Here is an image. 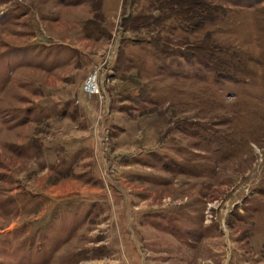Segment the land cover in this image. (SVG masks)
<instances>
[{"label": "rangeland", "instance_id": "obj_1", "mask_svg": "<svg viewBox=\"0 0 264 264\" xmlns=\"http://www.w3.org/2000/svg\"><path fill=\"white\" fill-rule=\"evenodd\" d=\"M0 264H264V0H0Z\"/></svg>", "mask_w": 264, "mask_h": 264}, {"label": "built area", "instance_id": "obj_2", "mask_svg": "<svg viewBox=\"0 0 264 264\" xmlns=\"http://www.w3.org/2000/svg\"><path fill=\"white\" fill-rule=\"evenodd\" d=\"M93 76V80L95 79L94 77V75H91V76H89L88 78H87V80L85 81V83H84V89L86 90V92H89V93H94L93 91H92V88H91V84H90V77H92ZM95 82V81H94ZM97 85V84H96Z\"/></svg>", "mask_w": 264, "mask_h": 264}, {"label": "bare ground", "instance_id": "obj_3", "mask_svg": "<svg viewBox=\"0 0 264 264\" xmlns=\"http://www.w3.org/2000/svg\"><path fill=\"white\" fill-rule=\"evenodd\" d=\"M91 82L95 84V82H94V80H93V77H90V84H91ZM93 87H94V85L91 86L92 89H94ZM95 89H97L96 84H95ZM95 89H94V90H95Z\"/></svg>", "mask_w": 264, "mask_h": 264}, {"label": "trees", "instance_id": "obj_4", "mask_svg": "<svg viewBox=\"0 0 264 264\" xmlns=\"http://www.w3.org/2000/svg\"><path fill=\"white\" fill-rule=\"evenodd\" d=\"M162 52V54H164V55H166V54H169L170 52H165L164 50H162L161 51ZM187 54V53H186ZM187 55H189V54H187Z\"/></svg>", "mask_w": 264, "mask_h": 264}]
</instances>
